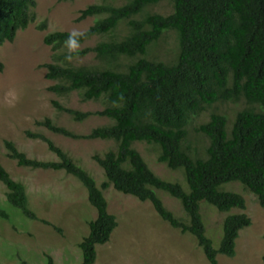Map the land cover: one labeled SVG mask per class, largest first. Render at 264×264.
Wrapping results in <instances>:
<instances>
[{"label": "trees", "instance_id": "16d2710c", "mask_svg": "<svg viewBox=\"0 0 264 264\" xmlns=\"http://www.w3.org/2000/svg\"><path fill=\"white\" fill-rule=\"evenodd\" d=\"M164 1L167 0H130L120 7L107 3L88 7L77 22L93 17L100 19L76 38L78 45L113 33L123 21L127 22L130 34L120 42L106 41L74 54H56L54 63L44 66L47 79L57 82L50 89L52 93L69 96L78 92L84 101L105 102L104 109L96 113H81L54 102L57 111L69 114L76 122L91 117L110 121L111 124L98 127L85 137L57 127L50 118L36 123V127L75 140L116 143V149L93 157L107 178L102 188L43 133L26 131L25 135L46 144L57 161L33 159L15 143L4 144L7 157L19 168L65 172L87 189L97 219L90 222L88 236L78 245L81 264H97L98 246L110 243L118 228L103 193L110 187L142 203L150 202L172 228L197 240L209 264H219L220 255L234 258L240 233L253 222L245 213L226 217L222 243L216 249L206 235L200 204L207 202L221 213L234 209L244 212L247 204L242 195L220 190L224 184L238 182L258 198L264 209V0H170L174 6L172 14H149L143 20L135 19L147 7ZM36 7V0H0V47L6 42L14 43L18 33L36 21L32 14ZM40 29L45 30L46 25ZM168 30L175 31L179 40V55L173 64L140 59L122 72L111 68H76L70 62L71 58L93 53L110 64L120 57L146 56L149 47L159 42ZM71 35L66 32L47 35L45 44L56 53L70 45ZM3 69L0 62V71ZM242 98L260 106L261 111L240 112L231 132L227 128L228 118L213 114L208 123L196 130L209 140L207 157L194 159L183 150L191 116L201 114L206 106ZM135 143L159 146V162L173 171L183 169L189 190L158 177L133 149ZM0 183L7 189V202L28 219L37 221L36 213L29 206L26 187L14 180L1 162ZM156 191L181 201L189 221L176 218ZM0 218L10 220L1 207ZM48 264H55L52 257H48Z\"/></svg>", "mask_w": 264, "mask_h": 264}, {"label": "rangeland", "instance_id": "374dc122", "mask_svg": "<svg viewBox=\"0 0 264 264\" xmlns=\"http://www.w3.org/2000/svg\"><path fill=\"white\" fill-rule=\"evenodd\" d=\"M129 1L36 0L37 7L32 9L36 21L27 30L20 31L14 43L6 42L0 47V62L4 65L3 71H0V162L14 180L24 184L29 206L38 217L37 221L30 220L11 206L7 202V189L0 183V207L10 216L8 221L0 218V264H48V257H52L55 264L82 263V253L78 245L88 236L90 222L97 219V211L89 202L87 189L79 180L65 172L19 168L16 162L7 157L4 144L15 143L33 159L57 161V157L49 151L46 144L30 140L25 135L26 131L43 133L91 174L102 188L107 178L93 161V157L116 149V143L75 140L36 127V123L50 118L57 127L85 137L94 129L111 124L110 121L91 117L83 122H76L69 114L57 111L54 102L58 101L66 108L81 113L102 111L105 102L84 101L78 92L69 96L52 93L50 89L57 82L47 79L44 66L54 63L56 54H74L95 48L102 42L123 41L131 30L127 22L123 21L111 34L96 36L75 49L68 45L56 53L45 44V38L56 32L83 34L100 17L88 18L78 23L77 19L82 11L104 3L120 7ZM173 11V3L167 0L147 7L135 19L143 20L149 14L168 16ZM43 25H46L45 30L40 29ZM178 55V34L168 30L159 42L149 47L146 56L120 57L110 64L93 53L85 57L71 58L70 62L76 68H111L124 72L140 59L173 64ZM246 109L261 111L260 106L249 104L244 98L237 102H220L206 106L201 114L190 117L188 137L183 143V150L194 159H205L209 140L198 134L197 128L208 123L213 114H221L228 118L227 128L231 132L237 115ZM133 149L143 156L158 177L167 182L179 183L186 191L189 190L183 169L173 171L159 162V146L135 143ZM220 190L242 195L247 208L244 212L234 209L229 213H221L207 202L200 204L206 235L212 240L214 247L219 249L221 246L224 219L229 215L245 213L252 219L253 224L240 233L236 256L229 258L220 255L219 264H264V209L261 208L258 198L238 182L224 184ZM103 193L109 203L110 214L117 219L118 228L110 243L98 246L97 264H209L197 240L190 234H183L181 230L172 228L156 213L150 202L142 203L132 196L115 191L113 187ZM156 193L176 218L186 223L189 221L181 201L162 191Z\"/></svg>", "mask_w": 264, "mask_h": 264}, {"label": "clouds", "instance_id": "9594fccd", "mask_svg": "<svg viewBox=\"0 0 264 264\" xmlns=\"http://www.w3.org/2000/svg\"><path fill=\"white\" fill-rule=\"evenodd\" d=\"M80 35H82V34H80V33H72V35L70 36V47L72 48V49H75L77 46H78V44H77V37L78 36H80Z\"/></svg>", "mask_w": 264, "mask_h": 264}]
</instances>
